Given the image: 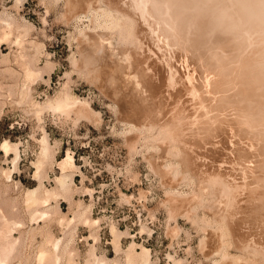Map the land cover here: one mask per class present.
Masks as SVG:
<instances>
[{
    "label": "rangeland",
    "instance_id": "rangeland-1",
    "mask_svg": "<svg viewBox=\"0 0 264 264\" xmlns=\"http://www.w3.org/2000/svg\"><path fill=\"white\" fill-rule=\"evenodd\" d=\"M165 1L0 0L10 264H55L41 248L58 264H128L143 247L149 264H264V20L237 0ZM39 184L58 195L32 219Z\"/></svg>",
    "mask_w": 264,
    "mask_h": 264
},
{
    "label": "bare ground",
    "instance_id": "bare-ground-1",
    "mask_svg": "<svg viewBox=\"0 0 264 264\" xmlns=\"http://www.w3.org/2000/svg\"><path fill=\"white\" fill-rule=\"evenodd\" d=\"M165 1V0H164ZM177 1V0H176ZM184 1V0H183ZM203 1V0H202ZM205 1V0H204ZM139 2V1H138ZM144 2V1H143ZM147 2V1H146ZM166 2V1H165ZM178 2V1H177ZM193 2H195V1H193ZM200 2V1H199ZM207 2H209V1H207ZM237 2H238V5H237V7L236 8H238V6H239V8L237 9L238 11L240 10V12L242 11V8L244 7V8H248V6H251V7H254L255 5L258 7L257 9H255L256 11H254V14L253 13H250L251 12V10H250V12H249V10L247 9H243V11L241 12L242 13V15H243V17L245 16L244 14H248V13H250V17H248V16H245V20H248V18H249V21H252V20H254V18H253V15H254V17L256 16V14H258V16L255 18L256 19V21H262L260 18H263V20H264V0H240V1H238L237 0ZM241 2H243V4L244 5H242L241 4ZM155 3V2H154ZM162 3H163V1H162ZM170 3V2H169ZM201 3V2H200ZM143 4V3H142ZM145 4V3H144ZM168 4V3H167ZM211 4V3H210ZM218 4V3H217ZM234 4V3H233ZM237 4V3H236ZM155 5V4H154ZM162 5V4H161ZM179 5V4H178ZM141 6V5H140ZM143 6V5H142ZM162 6H164V3H163V5ZM169 6V5H168ZM187 6V5H186ZM198 6H200V4L198 5ZM198 6H196V7H198ZM232 6V5H231ZM90 7V6H89ZM144 7V6H143ZM147 7V6H146ZM178 7V6H177ZM220 7V6H219ZM260 7L262 8V9H260ZM92 8V7H91ZM140 8V7H139ZM150 8V7H149ZM165 9H166V7H164ZM211 8V7H210ZM223 8V7H222ZM222 8H220L221 10H222ZM225 8V7H224ZM228 7H226V9H227ZM256 8V7H255ZM134 9V8H133ZM205 9V8H204ZM219 9V11L221 12V10ZM250 9V8H249ZM254 9V8H253ZM143 9H141V11H142ZM145 10H146V8H145ZM191 10V9H190ZM193 10V9H192ZM89 11V10H88ZM111 11H113V10H111ZM147 11H149V10H147ZM146 11V12H147ZM159 11V10H158ZM245 11H248L247 13H245ZM96 12V11H95ZM143 12V11H142ZM150 12V11H149ZM203 12H205V11H203ZM89 13V12H88ZM97 13V12H96ZM103 13H104V11H103ZM105 13H106V10H105ZM119 13V12H118ZM165 13H166V11H165ZM187 13V12H186ZM226 13V12H225ZM237 12H235V14H236ZM244 13V14H243ZM107 14H109L108 12H107ZM120 14V13H119ZM143 14V13H142ZM201 14V13H200ZM203 14H206V13H203ZM203 14L201 15V16H203ZM220 15H221V18H222V16L223 15H225V14H223V12L222 13H219ZM229 14V13H228ZM232 14V13H231ZM233 14H234V12H233ZM238 14H240L239 12H238ZM238 14H237V17H238ZM251 14H253L252 16H251ZM84 15V14H83ZM82 15V16H83ZM110 15V14H109ZM117 15V14H116ZM115 15V16H116ZM147 15V14H146ZM154 15V14H153ZM157 15V14H156ZM191 15V14H190ZM194 15H196V14H194ZM209 15V14H208ZM220 15H218L219 16V18H220ZM227 15V14H226ZM224 16V18L225 19H229V18H227V16ZM230 15V14H229ZM249 15V14H248ZM94 16V15H93ZM106 16H108V15H106ZM105 16V17H106ZM122 16V15H121ZM172 16V15H171ZM233 16V15H232ZM231 15L229 16V17H232ZM109 17H111V16H109ZM112 17H114V15H112ZM118 17H119V15H118ZM151 17V16H150ZM153 17V16H152ZM158 17V16H157ZM166 17V16H165ZM179 17V16H178ZM189 17V16H188ZM234 17V16H233ZM233 17L231 18V19H233ZM242 17V18H243ZM246 17H248V18H246ZM115 18V17H114ZM120 18V17H119ZM141 18V17H140ZM168 18V17H167ZM203 18V17H202ZM257 18H258V20H257ZM99 19V18H98ZM116 19V18H115ZM115 19H113L114 21V24H116V25H120V26H122V24H119L120 23V20H119V22H117V20H115ZM214 19H216V18H214ZM251 19V20H250ZM260 19V20H259ZM109 20V19H108ZM108 20H106L107 22H108ZM165 20V19H164ZM167 20V19H166ZM165 20V21H166ZM169 20V19H168ZM174 20V19H173ZM241 20V19H240ZM112 21V20H111ZM163 21V20H162ZM229 21V20H228ZM243 21V20H242ZM255 21V20H254ZM7 22V21H6ZM168 22V21H167ZM230 22V21H229ZM228 22V23H229ZM166 23V22H165ZM191 23V22H190ZM221 23V22H220ZM251 23V22H250ZM262 23V22H261ZM8 24V23H7ZM112 24V23H111ZM123 24H124V22H123ZM132 24V23H131ZM181 24V23H180ZM236 24H237V22H236ZM254 24H255V22H254ZM264 24V22L262 23V25ZM109 25H110V20H109ZM169 25V24H168ZM182 25H183V23H182ZM191 25V24H190ZM202 25V24H201ZM205 25H207V24H205ZM209 25V24H208ZM207 25V26H208ZM230 25H231V22H230ZM251 25H252V23H251ZM115 26V25H114ZM119 26V27H120ZM151 26H153L152 24H151ZM167 26V25H166ZM170 26V25H169ZM196 26V25H195ZM202 26H204V25H202ZM220 26V25H219ZM232 26V25H231ZM240 26V25H239ZM249 26H250V24H249ZM256 26V25H255ZM264 26V25H263ZM118 27V26H117ZM116 27V28H117ZM124 27V26H123ZM131 27V26H130ZM150 27V26H149ZM182 27V26H181ZM247 27V26H246ZM252 27V26H251ZM128 28V27H127ZM132 28V27H131ZM154 28V27H153ZM167 28V27H166ZM180 28V27H179ZM240 28V27H239ZM130 29V28H129ZM159 29V28H158ZM169 29V28H168ZM203 29H204V27H203ZM184 30V29H183ZM200 30V29H199ZM199 30L197 31V32H199ZM230 30V29H229ZM245 30V29H244ZM252 30V29H251ZM250 30V31H251ZM254 30V29H253ZM6 31V30H5ZM130 31H133L132 29L130 30ZM156 31V30H155ZM160 31V30H159ZM173 31V30H172ZM178 31V30H177ZM240 31V30H239ZM242 31V30H241ZM175 32V31H174ZM255 32H256V30H255ZM254 32V33H255ZM264 32V31H263ZM130 33V32H129ZM177 33V32H176ZM228 33V32H227ZM251 33V32H250ZM256 33H258V32H256ZM260 33V32H259ZM120 33H118V35H119ZM169 34V33H168ZM175 34V33H174ZM198 34V33H197ZM207 34V33H206ZM235 34V33H234ZM262 34V33H261ZM133 35V34H132ZM255 35V34H254ZM126 36V35H125ZM180 37V36H179ZM198 37V36H197ZM231 37V36H230ZM233 38H234V36H232ZM248 37V36H247ZM126 38V37H125ZM170 38V37H169ZM166 39V38H165ZM199 39V38H198ZM236 39V38H235ZM249 39V38H248ZM133 40V39H132ZM204 40V39H203ZM240 40V39H239ZM263 40V39H262ZM17 41V40H16ZM126 41V40H125ZM231 41V40H230ZM244 41V40H243ZM246 41V40H245ZM140 42V41H139ZM167 42V41H166ZM263 42V41H262ZM134 43V42H133ZM238 43H240V42H238ZM251 43V42H250ZM249 43V44H250ZM237 44V43H236ZM263 44V43H262ZM141 45V44H140ZM234 45V44H233ZM243 45V44H242ZM255 45H256V43H255ZM232 46V45H231ZM236 46V45H235ZM234 46V47H235ZM260 46H262V45H260ZM259 46V47H260ZM246 47H248V46H246ZM213 48V47H212ZM248 49V48H247ZM234 50V49H233ZM236 50V49H235ZM234 50V51H235ZM249 50V49H248ZM259 50V49H258ZM251 52V51H250ZM214 53V52H213ZM217 53V52H216ZM218 53H219V51H218ZM260 53V52H259ZM235 54H237V53H235ZM214 55V54H213ZM230 55V54H229ZM237 56H238V54H237ZM242 56V55H241ZM232 57H234V55H232ZM225 58V57H224ZM256 58V57H255ZM219 59V58H218ZM246 60V59H245ZM256 60V59H255ZM259 60V59H258ZM217 61V60H216ZM241 61V60H240ZM243 61V60H242ZM224 62V61H223ZM234 62V61H233ZM239 62V61H238ZM30 63H31V61H30ZM218 63V62H217ZM221 63V62H220ZM226 63V62H225ZM225 63H223L224 65H225ZM228 63V62H227ZM235 63V62H234ZM236 64V63H235ZM216 65V64H215ZM240 65H242V64H240ZM239 65V66H240ZM172 66V65H171ZM226 66V65H225ZM224 66V67H225ZM233 66V65H232ZM247 66V65H246ZM220 67V66H219ZM223 67V66H222ZM37 68V67H36ZM241 68V67H240ZM231 69H232V67H231ZM234 69V68H233ZM226 70V69H225ZM178 72V71H177ZM191 72V71H190ZM221 72V71H220ZM219 72V73H220ZM227 72V71H226ZM229 72V71H228ZM255 72H256V70H255ZM175 73V72H174ZM239 73V72H238ZM254 73V72H253ZM176 74V73H175ZM222 74V73H221ZM235 74V73H234ZM245 74V73H244ZM249 74V73H248ZM178 75V74H177ZM223 75V74H222ZM228 75V74H227ZM239 75V74H238ZM242 75V74H241ZM218 76V75H217ZM231 76V75H230ZM244 76V75H243ZM177 78V77H176ZM210 78V77H209ZM213 78V77H212ZM227 78H229V77H227ZM252 78V77H251ZM260 78H262V77H260ZM238 79V78H237ZM248 79H249V77H248ZM252 79H254V78H252ZM230 80V79H229ZM232 81V80H231ZM239 81V80H238ZM249 81V80H248ZM252 81V80H251ZM221 82V81H220ZM240 82H241V80H240ZM215 83V82H214ZM213 83V84H214ZM231 83V82H230ZM242 83V82H241ZM264 83V82H263ZM208 84V83H207ZM216 84V83H215ZM221 84H222V82H221ZM227 84H229V83H227ZM253 84H255V83H253ZM262 84V83H261ZM189 85V84H188ZM219 85V84H218ZM223 85V84H222ZM249 85V84H248ZM1 86V85H0ZM242 86H243V84H242ZM258 86V85H257ZM246 87V86H245ZM255 87V86H254ZM253 87V88H254ZM15 88V87H14ZM194 88V87H193ZM208 88V87H207ZM215 88V87H214ZM224 88V87H223ZM227 88V87H226ZM242 88V87H241ZM240 88V89H241ZM252 89V88H251ZM168 90V89H167ZM170 90H171V88H170ZM194 91H196V90H194ZM212 91V90H211ZM223 91V90H222ZM250 91V90H249ZM257 91V90H256ZM255 91V92H256ZM205 92V91H204ZM264 92V91H263ZM29 93V92H28ZM170 93V92H169ZM216 93V92H215ZM226 93V92H225ZM240 93V92H239ZM260 93V92H259ZM60 94V93H59ZM171 94V93H170ZM201 94V93H200ZM241 94V93H240ZM63 95V94H62ZM193 95V94H192ZM195 95H197V94H195ZM218 95V94H217ZM251 95H253V94H251ZM257 95V94H256ZM239 96V95H238ZM255 96V95H254ZM253 96V97H254ZM259 96V95H258ZM257 96V97H258ZM20 97H21V95H20ZM202 97V96H201ZM218 97V96H217ZM220 97V96H219ZM228 97V96H227ZM30 98V97H29ZM238 98V97H237ZM260 98H263V96L262 97H260ZM27 99V98H26ZM197 99V98H196ZM204 99V98H203ZM232 99V98H231ZM234 99V98H233ZM253 99V98H252ZM62 100V99H61ZM195 100V99H194ZM225 100V99H224ZM250 100V99H249ZM29 101V100H28ZM198 101V100H197ZM234 101V100H233ZM255 101V100H254ZM262 101H264V100H262ZM63 102V101H62ZM194 102H196V101H194ZM201 102V101H200ZM207 102V101H206ZM237 102V101H236ZM242 102V101H241ZM57 103H58V101H57ZM212 103V102H211ZM229 103H231V102H229ZM238 103L240 104V101H238ZM237 103V104H238ZM260 103V102H259ZM38 104V103H37ZM36 104V105H37ZM62 104V103H61ZM61 104H59L58 103V105H56L57 107L59 106V105H61ZM196 104V103H195ZM235 104V103H234ZM203 105V104H202ZM201 105V106H202ZM52 106H53V104H52ZM214 106V105H213ZM233 106V105H232ZM262 106V105H261ZM246 107H248V106H246ZM208 108V107H207ZM225 108H226V105H225ZM215 109V108H214ZM248 109V108H247ZM217 110V109H216ZM215 111V110H214ZM218 111H220V110H218ZM239 111V110H238ZM242 111V110H241ZM245 111H247V110H245ZM249 111V110H248ZM247 111V112H248ZM216 112V111H215ZM223 112V111H222ZM206 113V112H205ZM220 113V112H219ZM255 113V112H254ZM250 114H252V112L250 113ZM218 115V114H217ZM254 115V114H253ZM261 115H263V114H261ZM235 117V116H234ZM242 117V116H241ZM259 117V116H258ZM187 118V117H186ZM261 118V117H260ZM248 119V118H247ZM202 120V119H201ZM179 121H181V119L179 120ZM199 121V120H198ZM200 122V121H199ZM207 122V121H206ZM261 122V121H260ZM259 123V122H258ZM193 124V123H192ZM197 124V123H196ZM248 126V125H247ZM257 126V125H256ZM255 126V127H256ZM262 126V125H261ZM260 127V126H259ZM164 129V128H163ZM174 130V129H173ZM182 130V129H181ZM257 130H259V129H257ZM160 132V131H159ZM263 132V131H262ZM250 133V132H249ZM158 135V134H157ZM260 135V134H259ZM160 136V135H159ZM257 137H259L258 135H256ZM161 137V136H160ZM155 138V137H154ZM171 138V137H170ZM173 138V137H172ZM238 138V137H237ZM171 140V139H170ZM264 141V140H263ZM8 141H4L3 142V147H6V146H8V143H7ZM15 145V144H14ZM175 145V144H174ZM49 146V145H48ZM15 148V147H14ZM13 148V149H14ZM175 149V148H174ZM263 149V148H262ZM16 150V149H15ZM47 150V149H46ZM264 150V149H263ZM48 151V150H47ZM179 151V150H178ZM18 152V151H17ZM46 152V151H45ZM44 152V153H45ZM48 153V152H47ZM46 153V154H47ZM52 153V152H51ZM46 154H44V156L43 157H45V155ZM17 155H18V153H17ZM49 155V154H48ZM19 156V155H18ZM67 158V157H66ZM52 159V158H51ZM44 160V159H43ZM50 160V159H49ZM245 160V159H244ZM243 160V161H244ZM15 161V160H14ZM256 161V160H255ZM13 162V161H12ZM17 162H15V164H16ZM65 163V162H64ZM71 163H73V162H71ZM235 163V162H234ZM14 164V165H15ZM237 164V163H236ZM64 165H66V164H64ZM67 165H68V163H67ZM169 165V164H168ZM233 165V164H232ZM249 165V164H248ZM41 167V166H40ZM221 168V167H220ZM203 169V168H202ZM43 170V169H42ZM236 170V169H235ZM39 171V170H38ZM238 173V172H237ZM221 175V174H220ZM229 175V174H228ZM64 176V175H63ZM63 176H62V178H61V180L60 179H56L58 182H59V184H60V186H62V190H65L66 188H68V186L69 185H67L68 183H66L67 181H66V179H63ZM186 176V175H185ZM189 176V175H188ZM39 177V176H38ZM184 177V176H183ZM219 179H220V177H219ZM223 179V178H222ZM66 182H65V181ZM191 181V180H190ZM220 181V180H219ZM219 181H216V182H219ZM225 184V186H224V184ZM220 183V182H219ZM227 183V182H226ZM226 183H225V181H221V184L223 185V188H222V190L223 191H225V190H227L226 189ZM42 184V183H41ZM255 184V183H254ZM40 185V184H39ZM236 185V184H235ZM228 187H230L229 185L227 186V188ZM33 189V188H32ZM43 189V188H42ZM45 189V188H44ZM56 189V188H55ZM55 189L54 190H46V192H45V190H44V192H41V185L40 186H38V187H36L35 189H33V190H31L30 189V191L27 193V197H26V199L27 200H25L26 201V205L27 204H29L28 205V207L31 209V217H32V219H35L36 217H38L39 218V216L42 214V215H44L45 213H47L48 211H50V209L53 207H51L50 206V197H53L54 195L55 196H57L58 195V193H57V190L55 191ZM59 189H61V188H59ZM61 190V191H62ZM67 190V189H66ZM219 190V189H218ZM231 190V189H230ZM235 190V189H234ZM59 192V191H58ZM226 192V191H225ZM229 192V191H228ZM9 193V192H8ZM222 193V192H221ZM220 194V193H219ZM202 195V194H201ZM226 195V194H225ZM227 195H228V193H227ZM203 196V195H202ZM229 196V195H228ZM60 198V197H59ZM231 198V197H230ZM203 199V198H202ZM204 200V199H203ZM220 202V201H219ZM5 203V202H4ZM202 203V202H201ZM225 205V204H224ZM237 205V204H236ZM6 206V205H5ZM10 206V205H9ZM196 206V205H195ZM41 207L43 208L41 211H42V213L40 212V214H39V216L37 215L38 213H39V210L41 209ZM224 209V208H223ZM1 210V209H0ZM14 210V209H13ZM28 210V209H27ZM88 210V209H87ZM15 211V210H14ZM17 211V210H16ZM53 211V210H52ZM82 211V210H81ZM86 211V210H85ZM229 211V210H228ZM75 212V211H74ZM83 212V211H82ZM29 213H30V211H29ZM7 214V213H6ZM10 214V213H9ZM14 214V213H13ZM75 214V213H74ZM224 214V213H223ZM1 216H2V214H0ZM37 215V216H36ZM85 215V214H84ZM84 215H82V217H84ZM1 216H0V224H1V226H0V255H1V258H2V261L1 262H6V260H8L7 261V263H5V264H8L9 263V260H10V257H12V255L15 253V249L17 250L18 248H16L17 246H16V244L18 245V238H13L12 236H10V234H8V232H7V227L9 226L8 224L9 223H11L12 222V220L10 221V219H9V217H7V215H4L3 214V216H2V218L3 219H1ZM81 216V215H80ZM224 216H226V215H224ZM55 217V216H54ZM89 217V216H88ZM87 218V217H86ZM13 219V218H12ZM90 219V218H89ZM38 220V219H37ZM36 220V221H37ZM72 220H74L73 218H71V220H69V221H71V222H73ZM91 220V219H90ZM18 221V220H17ZM51 221H52V219H51ZM75 221V220H74ZM86 221H88V220H86ZM96 221V220H95ZM224 221V220H223ZM63 222V221H62ZM85 222V221H84ZM89 222V221H88ZM13 223V222H12ZM21 223V222H20ZM60 223V222H59ZM68 223V222H67ZM15 224V223H14ZM22 224V223H21ZM25 224V223H24ZM86 225V224H85ZM72 226V225H71ZM10 227V226H9ZM18 227V226H17ZM24 227V226H23ZM36 229V228H35ZM75 229V228H74ZM44 230V229H43ZM116 231V230H115ZM65 232V231H64ZM70 232V231H69ZM13 233V232H12ZM12 233H11V235H12ZM114 233H116V232H114ZM121 235V234H120ZM54 236V235H53ZM66 236H67V234H66ZM116 236V235H115ZM117 236H118V233H117ZM116 236V237H117ZM49 237V236H48ZM68 237V236H67ZM72 237V236H71ZM71 237H70V235H69V238H67V239H69V241H70V239H71ZM116 237L114 238V239H116ZM54 238V237H53ZM64 238H65V236H64ZM120 238V237H119ZM51 240H52V238H50ZM50 239H48V240H50ZM61 240V239H60ZM60 240H58L57 239V241L55 240V250L54 251H56L57 249H58V245L60 244ZM72 240V239H71ZM20 241V240H19ZM21 241H23V240H21ZM115 241V240H114ZM66 242H67V240H66ZM116 242H117V240H116ZM120 242V241H119ZM54 243V242H53ZM71 243V242H70ZM20 244V243H19ZM225 244V243H224ZM68 245V244H67ZM133 245H135V243L134 244H131L129 247L130 248H128V250L130 249V251L131 250H133V249H131V247L133 246ZM43 246V245H42ZM115 246V245H114ZM135 247V246H134ZM21 248V247H20ZM118 248L119 247H117L116 246V248L115 249H117L118 250ZM133 248V247H132ZM48 248H41V251H39L38 253H39V259H41V260H43V259H45V258H51V259H54L55 260V262L57 263L58 261H59V259H60V257H61V255L59 256L58 254H57V251L56 252H54V253H51V252H49L48 250H47ZM68 249V248H67ZM19 250V249H18ZM93 250V249H92ZM120 250V249H119ZM219 250V249H218ZM129 251V252H130ZM221 251V250H220ZM59 252V251H58ZM92 252V251H91ZM225 252H226V250H225ZM37 253V254H38ZM60 253V252H59ZM65 253H66V248H65ZM127 253V252H126ZM138 253V252H137ZM17 254V253H16ZM15 255V254H14ZM75 255V254H74ZM91 255H93L92 253L90 254V256ZM95 255H93V257H94ZM16 257V256H15ZM14 257V258H15ZM38 258V257H37ZM102 258V257H101ZM100 257L98 258V256L96 257L95 256V260H93V262H90L91 260H89V261H87V263L86 264H106V261L104 260V258H102L101 259ZM49 259H47V260H49ZM63 259V258H62ZM61 259V260H62ZM15 260V259H14ZM36 260V259H35ZM107 260V259H106ZM111 260V259H110ZM130 264H149L150 263V252H149V249L148 248H146V247H143V249L141 250V252H139L138 254H136V252L135 253H133V252H130L128 255H127V259H126ZM44 261V260H43ZM46 261V260H45ZM53 261V260H52ZM51 261V262H52ZM72 261H74V260H72ZM37 262V261H36ZM47 263H49V262H47ZM55 263V264H56ZM72 264H74L73 262H71ZM79 263V262H78ZM128 263V264H129ZM10 264V263H9ZM52 264V263H51ZM58 264V263H57ZM108 264V263H107ZM119 264V263H118ZM126 264V263H125Z\"/></svg>",
    "mask_w": 264,
    "mask_h": 264
}]
</instances>
